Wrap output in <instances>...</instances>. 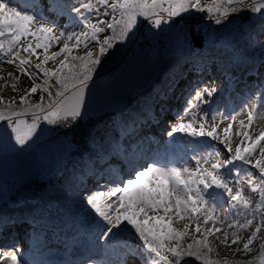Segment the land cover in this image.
I'll return each instance as SVG.
<instances>
[{
	"label": "snow or ice",
	"instance_id": "6c2138e0",
	"mask_svg": "<svg viewBox=\"0 0 264 264\" xmlns=\"http://www.w3.org/2000/svg\"><path fill=\"white\" fill-rule=\"evenodd\" d=\"M140 52L149 93L94 106ZM0 81V167L56 160L23 211L0 186V264H264V0H0Z\"/></svg>",
	"mask_w": 264,
	"mask_h": 264
},
{
	"label": "water",
	"instance_id": "95a60500",
	"mask_svg": "<svg viewBox=\"0 0 264 264\" xmlns=\"http://www.w3.org/2000/svg\"><path fill=\"white\" fill-rule=\"evenodd\" d=\"M116 76H119V79L115 83L113 80L105 84L96 83L92 101L94 106L117 107L147 91L155 79L153 59L141 53L136 54ZM33 163L34 156H30L0 167V181L23 184L35 172Z\"/></svg>",
	"mask_w": 264,
	"mask_h": 264
},
{
	"label": "rangeland",
	"instance_id": "374dc122",
	"mask_svg": "<svg viewBox=\"0 0 264 264\" xmlns=\"http://www.w3.org/2000/svg\"><path fill=\"white\" fill-rule=\"evenodd\" d=\"M49 15H54V13H51ZM59 23L60 24L65 23V18L60 17L59 18ZM140 53L143 54V55H145L149 59H153L151 53H147V52H140ZM132 57H133V55H130L129 57L126 58V60L129 61ZM122 64H124V62H122ZM47 66L51 67L52 66L51 62H49ZM123 67L120 66V65H118L116 68H113L112 69L113 74L116 73V75H117L122 70ZM10 71H14V68L11 65L4 64L3 65V72L6 74L7 72H10ZM255 79H256L255 77L247 76L246 74H241L240 75V82L236 85L237 91H239L241 89H244V87H245V81L248 84H251ZM107 80H109V81H107ZM111 80H113V78L112 77H108L107 74H106L104 79L97 80V84H101V83L102 84H105V83L110 82ZM103 81H106V82H103ZM0 83H2V81H0ZM29 83L30 82L27 80L26 77H23V76L21 77V80H20L21 86H24V85L29 84ZM150 89H151V87L147 91H145L144 93H142L141 95H138L135 98L129 100L128 103L134 104V103H136V101L138 99H143V97L146 96L149 93ZM3 94L5 96H9L12 93H11L10 89H6ZM233 95L235 96V93H233ZM35 99H38V94H36V95L33 96V100H35ZM244 118H245L244 115H239L237 117L238 120L239 119H244ZM219 119H220V117L217 116V120H219ZM152 126L153 127H157V133H158L157 139H160V138H162L164 140H167L168 139V137L166 136V134H162L160 132V128H159L158 125L153 124ZM256 126H257V128L264 127V117H262L261 119H259L257 121ZM233 131H235V128L233 129ZM177 139L179 140V136L177 137ZM185 139H187V138H185ZM182 147L183 146L180 145L176 149V154L178 156L179 155H182V151H181L182 150ZM33 166H34V170H35L34 174L27 181H25L23 184L5 183V182H1L0 181V186L5 185V184L7 185L8 189H9V191H8V196L9 197H11V198L15 197V198H19L21 200L20 207L23 205V201H24L25 198L32 197L34 194L35 195H39V194H37V192H39V193H42L43 192L42 189H40V187L42 185V182H46L47 184H48V182L47 181L40 180L37 177V173L38 172L48 173L51 169H54L56 167V160H55L54 157L42 158L37 153V155L34 156ZM189 166H194V165L190 164ZM29 180H33L34 182L33 183H29ZM26 185H27V187H25ZM46 187H48V185H46ZM245 194L247 195V193H245ZM32 203H33V200L32 199H29L28 200V204L31 205ZM9 210L10 211L13 210L11 206L9 207ZM20 233H21V235L24 234L22 232V230L20 231ZM70 238H71V236H70ZM54 239L55 238H52L50 240V245H51V249L52 250H53V245H54V244H52L53 243L52 241H54ZM69 244L71 245L72 242H70ZM56 251H58V250H56ZM60 251H58L59 254L55 255V257H53V258L62 259L64 256L65 257L68 256L69 259H72L71 254L70 255L69 254L67 255L66 253L64 254V251H61V252ZM53 252L54 251H52V253Z\"/></svg>",
	"mask_w": 264,
	"mask_h": 264
},
{
	"label": "trees",
	"instance_id": "16d2710c",
	"mask_svg": "<svg viewBox=\"0 0 264 264\" xmlns=\"http://www.w3.org/2000/svg\"><path fill=\"white\" fill-rule=\"evenodd\" d=\"M49 14H51V13H49ZM116 75V73L114 74V76ZM111 79V78H110ZM109 79V80H110ZM109 80H107V81H109ZM103 82H106V81H103ZM102 84V83H101ZM148 131H150L156 138H157V136H158V133H157V127H153L152 125H151V127L148 129ZM46 185H48L46 182H42V186L43 187H40V189H42V191L44 190V189H46L47 187H46ZM37 194H41V193H39V192H37ZM23 209H24V205H22L21 207H20V211H23ZM21 230H22V232L25 234L26 233V230H27V226H21V228H20ZM20 230V231H21ZM23 234V235H24ZM69 238H70V236H69ZM68 238V240H67V247L65 246V241H64V239L63 238H61V239H59V240H57V239H54V241H52L53 243L52 244H54L53 245V248L54 249H56V250H61V251H64V253H66V254H70V252L72 253V251H73V248H72V244L70 245L69 243L70 242H72L70 239ZM58 248V249H57Z\"/></svg>",
	"mask_w": 264,
	"mask_h": 264
},
{
	"label": "bare ground",
	"instance_id": "6f19581e",
	"mask_svg": "<svg viewBox=\"0 0 264 264\" xmlns=\"http://www.w3.org/2000/svg\"><path fill=\"white\" fill-rule=\"evenodd\" d=\"M64 254H65V253H64ZM70 254H71V252H70ZM70 254H69V255H70ZM67 255H68V254H67ZM65 258H68V256H66V257L64 256L62 259H65ZM72 258H73V257H72ZM68 259H69V258H68Z\"/></svg>",
	"mask_w": 264,
	"mask_h": 264
}]
</instances>
